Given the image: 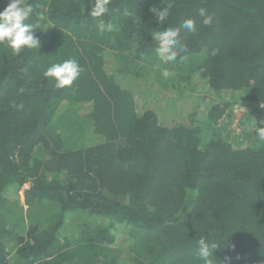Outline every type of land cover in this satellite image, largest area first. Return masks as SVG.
Instances as JSON below:
<instances>
[{
    "label": "trees",
    "instance_id": "16d2710c",
    "mask_svg": "<svg viewBox=\"0 0 264 264\" xmlns=\"http://www.w3.org/2000/svg\"><path fill=\"white\" fill-rule=\"evenodd\" d=\"M22 3L41 47L0 44V264H203L202 238L213 264H264V141L245 127L264 106V0H112L100 18L94 0ZM167 27L185 50L164 64ZM67 59L83 71L56 89L43 73Z\"/></svg>",
    "mask_w": 264,
    "mask_h": 264
},
{
    "label": "clouds",
    "instance_id": "9594fccd",
    "mask_svg": "<svg viewBox=\"0 0 264 264\" xmlns=\"http://www.w3.org/2000/svg\"><path fill=\"white\" fill-rule=\"evenodd\" d=\"M111 2L112 0H94L89 9V15L92 18L104 16L110 11L109 5ZM32 11V5L24 4L22 0H8L7 6L3 10H0V44L9 48L14 56L19 55L24 49H39L41 47L40 38L35 34L36 31L33 25L26 23ZM149 11L154 15L159 24H163L170 15L168 7L161 9L153 7ZM124 14L128 15V13ZM199 15L203 18L202 23L204 25L211 24L212 16L207 13L206 9H199ZM112 27L110 23L105 25L102 20L100 21L99 30L101 32L105 30L111 31ZM180 28L194 32L195 21L186 19L182 22ZM180 28L167 27L163 31L152 33V39L156 42L155 52L164 64L175 62L179 54L185 50L180 39ZM82 71L83 69L75 59H67L62 63L52 64L45 70L43 75L53 83L56 89H62L72 86ZM170 75L171 73L167 68L162 70L163 77H169ZM14 107L18 111H21L24 105L21 103L14 105ZM260 123L264 125V121H260ZM255 135L260 141H264V127H257ZM22 197L24 196L22 195ZM217 247V242L209 243L204 238L198 241L197 255L203 264H213L212 254L213 250Z\"/></svg>",
    "mask_w": 264,
    "mask_h": 264
},
{
    "label": "rangeland",
    "instance_id": "374dc122",
    "mask_svg": "<svg viewBox=\"0 0 264 264\" xmlns=\"http://www.w3.org/2000/svg\"><path fill=\"white\" fill-rule=\"evenodd\" d=\"M253 108L255 110H251L250 112V120L249 123L245 126V127H252V130H255L257 127H264V125H262L260 123V121H264V106L263 105H253ZM244 113V107H241V105H237L236 108H234L233 110V115H232V121L231 124L228 125L227 128V133L230 134L232 132H239L241 129V119H242V115ZM241 120V121H240ZM244 130V128H243ZM237 135V134H236ZM28 186V184H25L20 191H15L16 189L12 190V191H8L7 194L5 195L7 197V199H9L12 202H15L18 206L23 205L24 203V197H22V190L26 189V187ZM76 216V220L78 222H85L86 221V217L84 215H76L74 214L73 217ZM91 222V221H89ZM75 225L77 227L81 226L80 223L75 222Z\"/></svg>",
    "mask_w": 264,
    "mask_h": 264
}]
</instances>
